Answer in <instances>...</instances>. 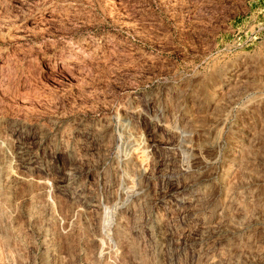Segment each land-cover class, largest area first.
<instances>
[{
  "label": "rangeland",
  "instance_id": "374dc122",
  "mask_svg": "<svg viewBox=\"0 0 264 264\" xmlns=\"http://www.w3.org/2000/svg\"><path fill=\"white\" fill-rule=\"evenodd\" d=\"M0 264H264V0H0Z\"/></svg>",
  "mask_w": 264,
  "mask_h": 264
},
{
  "label": "bare ground",
  "instance_id": "6f19581e",
  "mask_svg": "<svg viewBox=\"0 0 264 264\" xmlns=\"http://www.w3.org/2000/svg\"><path fill=\"white\" fill-rule=\"evenodd\" d=\"M56 11H57V10H56ZM52 66H53V65H52ZM52 66H51V67H52ZM140 155H141V154H140ZM143 172H144V171H143Z\"/></svg>",
  "mask_w": 264,
  "mask_h": 264
}]
</instances>
